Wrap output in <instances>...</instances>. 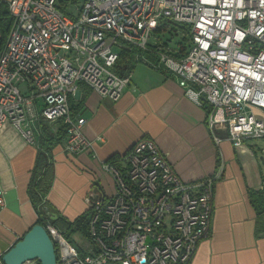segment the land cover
Here are the masks:
<instances>
[{"label": "built area", "instance_id": "built-area-1", "mask_svg": "<svg viewBox=\"0 0 264 264\" xmlns=\"http://www.w3.org/2000/svg\"><path fill=\"white\" fill-rule=\"evenodd\" d=\"M69 2L77 5L76 14ZM74 2L9 1L13 21L0 51V130L9 122L40 147L42 124L62 121L64 151L97 156L84 134L87 119L71 112L70 97L85 83L119 100L132 74L121 73L118 62L129 51L135 61L174 75L189 99L208 106L206 120L217 143L224 133L235 147L264 152L254 144L264 140V0ZM104 167L115 191L87 195L85 248L49 226L59 245L57 264H190L211 234L223 166L201 180L183 181L145 137Z\"/></svg>", "mask_w": 264, "mask_h": 264}, {"label": "crops", "instance_id": "crops-1", "mask_svg": "<svg viewBox=\"0 0 264 264\" xmlns=\"http://www.w3.org/2000/svg\"><path fill=\"white\" fill-rule=\"evenodd\" d=\"M9 1L0 0V50L11 26ZM131 74L117 101L85 83L70 97L75 113L87 119L84 134L94 141L97 156L92 151L67 154L58 134L60 123L42 124L49 139L40 137L41 147L29 144L11 123L2 127L0 187L5 207L0 210V258L37 222L29 187L43 149L49 147L54 172L45 202V220L53 227L56 219L66 224L88 214L86 197L96 187L113 194L114 177L104 163L127 154L137 140L147 137L183 181L201 180L223 166L215 185L211 234L200 241L190 264H264V233L257 230V212L249 198V190L261 187L260 157L247 145L235 147L224 133L217 143L206 120L208 106L189 99L174 75L141 61H135Z\"/></svg>", "mask_w": 264, "mask_h": 264}, {"label": "trees", "instance_id": "trees-1", "mask_svg": "<svg viewBox=\"0 0 264 264\" xmlns=\"http://www.w3.org/2000/svg\"><path fill=\"white\" fill-rule=\"evenodd\" d=\"M12 21L13 20H11V23ZM134 64H135L134 54L129 51H122L121 58L118 62V68L120 69L121 67H123L121 68L122 73L131 71ZM71 112L75 113V109L72 106H71ZM42 134H43L42 135L43 141H46V140L48 141L49 139L48 132L43 131ZM58 134L60 135L61 140L65 138L66 126L62 121L60 122L59 127H58ZM48 148L49 147H46L45 149H43L44 152L40 153V159L38 160L37 167L35 169V172L33 174V177L30 183L29 196L38 214V219H37L36 224L44 225L49 231V233L51 234L49 226L47 225V222L45 220L46 197L50 191L53 178H54V172H53L52 164L50 162V154H49ZM42 154H43V157H42ZM249 198L257 212V218H258L257 219L258 220L257 230L264 233V193L262 190L251 189L249 190ZM88 216H89V213L82 215L79 218H77L75 221L69 222L66 224H62L60 219H56L53 221V224H54L53 227H55L60 233H63V234H66V232H69V231L78 230L82 232L84 235H86L87 230H88V226H87ZM57 246L58 245L55 243L56 253L58 257V250H57L58 247Z\"/></svg>", "mask_w": 264, "mask_h": 264}, {"label": "water", "instance_id": "water-1", "mask_svg": "<svg viewBox=\"0 0 264 264\" xmlns=\"http://www.w3.org/2000/svg\"><path fill=\"white\" fill-rule=\"evenodd\" d=\"M264 165V156H260ZM101 187L94 192L101 193ZM29 259H38L40 264H57L58 257L55 243L47 228L42 224H35L0 258V264H23Z\"/></svg>", "mask_w": 264, "mask_h": 264}, {"label": "rangeland", "instance_id": "rangeland-1", "mask_svg": "<svg viewBox=\"0 0 264 264\" xmlns=\"http://www.w3.org/2000/svg\"><path fill=\"white\" fill-rule=\"evenodd\" d=\"M81 2L82 0H77V2ZM77 2H74V3H77ZM68 10H71L72 13L76 14V8H77V5L73 4L72 2H69L68 4ZM123 68V67H121ZM121 68H120V71H121ZM122 72V71H121ZM55 123H58V122H55ZM50 124V123H48ZM254 144H256L258 147L259 146H262L264 147V140H254ZM258 157L260 156H264V152H258ZM263 166V171H264V165ZM65 236L67 237V239L76 247H79L81 249L85 248L86 246V238L84 236V234H82V232L78 231V230H73V231H69V232H66ZM58 245V244H57ZM58 247V252H59V245L57 246Z\"/></svg>", "mask_w": 264, "mask_h": 264}]
</instances>
